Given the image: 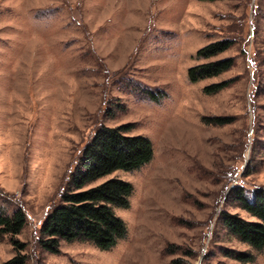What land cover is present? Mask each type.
<instances>
[{
  "label": "rangeland",
  "instance_id": "1",
  "mask_svg": "<svg viewBox=\"0 0 264 264\" xmlns=\"http://www.w3.org/2000/svg\"><path fill=\"white\" fill-rule=\"evenodd\" d=\"M226 40L225 52L198 54ZM227 59L226 72L190 81L191 66ZM123 124L155 149L140 169L95 183L134 185L131 206L116 209L127 236L51 253L43 220L95 132ZM237 186L250 198L264 187V0H0V213L22 210L27 223L0 234V264L19 254L25 264H264V249L225 228L223 212L256 219L233 200Z\"/></svg>",
  "mask_w": 264,
  "mask_h": 264
},
{
  "label": "trees",
  "instance_id": "2",
  "mask_svg": "<svg viewBox=\"0 0 264 264\" xmlns=\"http://www.w3.org/2000/svg\"><path fill=\"white\" fill-rule=\"evenodd\" d=\"M207 1V0H203ZM231 40L209 44L198 54L209 58L225 52L232 45ZM233 65L232 59L217 60L209 64L191 66L188 77L191 82H198L211 76L226 72ZM142 95L151 100L161 101L164 92H154L144 86ZM220 88L215 85L205 88L210 94ZM205 123L222 124L221 118H203ZM131 125L100 127L86 143L83 153L72 171L60 202L56 204L43 220L41 244L51 253L59 250L62 241L92 242L98 248L107 250L115 247L128 234L126 221L117 215V208L131 206L130 197L134 185L120 178H109L95 184L117 171L138 170L149 163L155 154L153 143L144 135L129 134ZM236 205L256 218L245 219L237 213L223 212L222 218L227 232L236 236L242 243L253 250L264 249V187L254 190L252 198L247 196L243 187L237 186L230 192ZM26 216L18 210L13 216L0 213V234L17 235L26 226ZM237 259L250 262L253 253L240 252ZM26 256L19 254L3 264H25Z\"/></svg>",
  "mask_w": 264,
  "mask_h": 264
}]
</instances>
